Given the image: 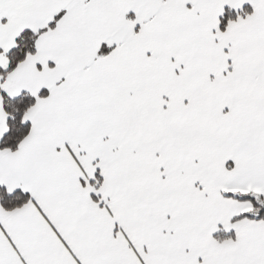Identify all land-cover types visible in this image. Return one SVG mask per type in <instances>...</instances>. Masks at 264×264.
<instances>
[{
    "label": "snow or ice",
    "instance_id": "1",
    "mask_svg": "<svg viewBox=\"0 0 264 264\" xmlns=\"http://www.w3.org/2000/svg\"><path fill=\"white\" fill-rule=\"evenodd\" d=\"M0 264H264V0H0Z\"/></svg>",
    "mask_w": 264,
    "mask_h": 264
}]
</instances>
